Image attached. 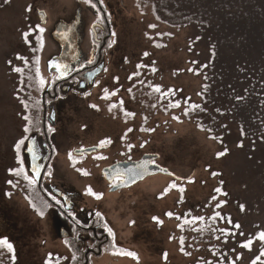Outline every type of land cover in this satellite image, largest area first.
Wrapping results in <instances>:
<instances>
[{"label": "rangeland", "instance_id": "374dc122", "mask_svg": "<svg viewBox=\"0 0 264 264\" xmlns=\"http://www.w3.org/2000/svg\"><path fill=\"white\" fill-rule=\"evenodd\" d=\"M95 1L96 8L85 0H0V240L13 245L12 253L0 245V264H72L67 243L52 229V216L39 215L35 184L24 182L25 176L31 179L16 145L33 131L25 133L24 123L39 117L33 109L50 83L46 63L60 52L52 38L55 26L79 19L78 49H87L90 26L103 21L98 7L111 28L103 60L108 68L88 101L105 114L95 112L93 122L85 109L79 117L66 114L71 125L58 126L54 160L60 163H53L51 177L72 184L83 207L106 215L120 247L113 254L119 262L113 264H264V243L257 239L264 232V146L241 142L234 126L220 131L205 99L207 50L193 44L191 29L155 16L158 0ZM39 11L46 15L45 25ZM112 101L116 107L109 111ZM79 121L92 122L87 127L93 132H80ZM102 138L113 144L88 157L89 163H61L75 148L97 145ZM220 152L227 154L217 158ZM147 154L159 155L156 163L181 181L157 175L110 194L101 181L105 165ZM101 156L106 159H97ZM173 183L184 191L170 188ZM220 202L223 207H217ZM249 239L251 250L241 246ZM128 252L136 258L123 254ZM111 260L104 256L93 264Z\"/></svg>", "mask_w": 264, "mask_h": 264}, {"label": "flooded vegetation", "instance_id": "af4514ba", "mask_svg": "<svg viewBox=\"0 0 264 264\" xmlns=\"http://www.w3.org/2000/svg\"><path fill=\"white\" fill-rule=\"evenodd\" d=\"M93 3L96 4V1ZM98 10L102 15L103 21L102 23H93L90 26L92 44L87 49H78L79 57L77 62L72 64L68 70L58 69L53 71H49L47 66L48 62L46 63L47 72L50 75V83L39 95L38 109H36V105L33 109L34 112H38L39 117H37V120L34 122L28 120L24 123L25 128L30 130L33 129V131L32 133L30 132L26 139H23L24 144L21 145L22 148H20L24 157L23 163H26L28 167L31 180L33 179V173L31 172V163L33 162L28 150L29 148L34 150V163L39 166L40 175L39 178L36 179L35 185H33L35 190L32 196L39 200V215L41 214L43 216V211H45L52 216V229L58 232V239L67 243L73 256V260L71 261L72 264H93L95 260L102 257L104 258V256H110V258H112L107 264L119 262L118 258L113 257V254L116 253L114 250H119L120 247L115 243V237L110 230L111 228L108 225L109 223L106 215L103 214L102 211L100 213L99 211L96 212L87 207H83L81 205L82 195L71 188L72 184L68 182L59 183L55 177V179L51 177L53 168L55 167L53 163H60L54 160L57 146L60 145L56 142L57 131H59L58 126L63 125V123L64 126L66 123L68 127H70L69 124L71 125L66 114L70 117H79L82 110L85 109L87 110V113H84L85 116L90 117L89 119L92 122L95 112L105 114L102 112L104 111L102 109L103 107L101 111L98 106L93 110V108L89 106L91 105V101H88L93 98L92 95L94 90L99 80L106 74L108 68L103 60L104 52L107 49V44L111 37V28L107 24L106 16L103 14V11L99 7ZM94 100L95 104L97 101L96 97ZM98 101L102 102V100ZM104 101L107 102L108 99H104ZM86 103L88 104L87 106H85ZM113 104L115 103L113 102ZM88 109L90 110L89 112ZM92 122H85L82 124L79 121V127L82 128L80 132H86L85 134L93 132L92 128L87 127L92 125ZM49 129H52V131H49ZM93 140L95 139H90L87 142L90 143L93 142ZM71 141V138L66 139L64 145L68 146ZM101 141L109 140H104V138H102L97 140L99 143L97 145L77 147L72 151L73 154L71 159L68 158L61 163H68L69 165L70 163L72 165L75 163H89V161H87L88 157L97 155L103 151H108L113 144L111 141V143L106 146L99 147ZM79 143L82 142L79 141ZM83 144L84 143L79 146ZM89 148H95L96 151L90 155H75L76 151ZM119 162L126 161H115L105 165L104 168ZM25 180V183H30L29 179ZM101 181L108 186V192L110 194H117L134 187L111 192L112 188L116 187L122 181V178L116 177L112 182H108L101 176ZM137 185L138 184L135 186ZM60 219L63 225H59Z\"/></svg>", "mask_w": 264, "mask_h": 264}, {"label": "trees", "instance_id": "16d2710c", "mask_svg": "<svg viewBox=\"0 0 264 264\" xmlns=\"http://www.w3.org/2000/svg\"><path fill=\"white\" fill-rule=\"evenodd\" d=\"M154 7L159 20L191 29L193 44L207 50L205 99L220 131L234 126L241 142L264 146V0H158Z\"/></svg>", "mask_w": 264, "mask_h": 264}, {"label": "water", "instance_id": "95a60500", "mask_svg": "<svg viewBox=\"0 0 264 264\" xmlns=\"http://www.w3.org/2000/svg\"><path fill=\"white\" fill-rule=\"evenodd\" d=\"M39 19L42 25L46 24V15L43 11H39ZM78 25L79 19H76L70 23H65L62 21L55 26L52 38L58 42L60 54L48 61L47 66L49 71L58 69L68 70L72 64L77 62L79 57L77 34ZM54 65H59V68L54 67ZM95 151V148H89L84 149L82 153L80 150L76 151L75 155H90ZM28 153L33 162L31 163V172L33 173L37 167L39 168V166L34 163V150L29 148ZM158 160L159 155L147 154L138 161L119 162L115 165L104 168L101 171V175L108 182H112L116 177L122 178V181L116 187L112 188L111 192L131 188L139 182L157 175L170 177L178 181L181 180V178L176 177L167 168L158 165L156 163ZM162 169L166 171H161Z\"/></svg>", "mask_w": 264, "mask_h": 264}, {"label": "snow or ice", "instance_id": "6c2138e0", "mask_svg": "<svg viewBox=\"0 0 264 264\" xmlns=\"http://www.w3.org/2000/svg\"><path fill=\"white\" fill-rule=\"evenodd\" d=\"M85 3L89 4L92 8H96V4L92 3V0H85ZM100 3L102 4V3H103V0H100ZM29 10H30V9H29ZM153 27H154V26H153ZM39 31L42 33V32L44 31V29H43V28H40ZM113 35H115V33H113ZM25 39H26V37H25ZM109 47H111V44H109ZM144 55L147 56L148 53H145ZM54 67L59 68V65H54ZM189 70L192 71V69H189ZM16 71H20V69H16ZM40 83H41V84L44 83L43 79H41ZM154 90H155L156 92H158V93L161 92V89H160L159 87H156ZM105 93H106V95H105L104 99H110V95L107 94V90H105ZM115 94H116V93H112L111 95H115ZM120 104L122 105V104H123V101H121ZM179 106H180V105H178V104H177V105H174V107H179ZM92 107L95 108L96 106H95V105H92ZM115 107H116L115 104L111 105L110 108H109V111H111L112 108H115ZM191 107L195 108V107H198V105H192ZM97 110H98V109H97ZM25 119H28V118L25 117ZM176 119H178V118H176ZM24 131H25V132H28L29 129H28V128H25ZM49 131H52V129H49ZM109 143H111V141H101L99 147H104V146H106V145L109 144ZM23 144H24V140H23V139L20 140V141L17 143V145H16L17 151H19L20 146L23 145ZM239 146L242 147L243 145L241 144V145H239ZM129 147H131V145H130ZM80 151H81V153H82L84 150L81 149ZM226 154H227L226 152H220V153L217 154V158L222 157V156H224V155H226ZM69 158L71 159V154H69ZM97 159H106V157H102V156H101V157H97ZM21 171H23V170H21ZM161 171H166V170H163V169H162ZM13 174H14V175H19L20 173H15V172H14ZM83 174H84V175H88L87 172H85V173H83ZM39 175H40V173H39V168L37 167V168L34 170V172H33V179L30 180V183H35L36 179L39 178ZM213 175H215V174H213ZM25 178L27 179L28 177L25 176ZM190 182H191V181H190ZM114 186H115V185H114ZM170 188H177L178 191H180L181 193L184 191L183 188H178V186H177L175 183L171 184V185H170ZM215 191H216L217 193H221V189H220V188H216ZM89 194L96 196L97 199L101 198L98 194L92 193L91 189H89ZM213 199L215 200L216 197L213 196ZM57 203H58V201H57ZM217 207H223V202L218 203V204H217ZM241 210H243V208H242ZM167 215H168L169 217H171V216H172V213L169 212V213H167ZM218 217H219V213H217L215 216H213L212 219L215 220V219H217ZM201 219H202V218H201ZM154 220H155L157 223H160V221L156 220V218H154ZM228 223H232L230 219L228 220ZM234 227L239 228L240 225L236 224V225H234ZM233 234H234V233H233ZM257 239H258L261 243H264V232H260V233L258 234V236H257ZM252 243H253V241H252L251 239H249L246 243L242 244L241 246L244 247V248H246V249L251 250V245H252ZM0 245H3L4 247H6L7 250L9 251V253H12V252H13V245H12L11 243H9L7 240H0ZM123 254H124V255H127V256H132V257L136 258V257H135V254L130 253V252H128V253H123ZM260 255H261V256H264V252H261ZM165 259H166V257H165ZM257 259H258V258H257ZM208 264H210V262H208Z\"/></svg>", "mask_w": 264, "mask_h": 264}]
</instances>
